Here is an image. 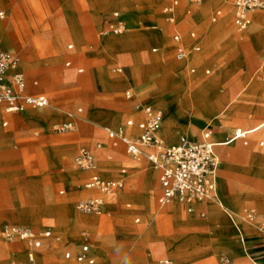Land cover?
Listing matches in <instances>:
<instances>
[{"label":"rangeland","instance_id":"obj_1","mask_svg":"<svg viewBox=\"0 0 264 264\" xmlns=\"http://www.w3.org/2000/svg\"><path fill=\"white\" fill-rule=\"evenodd\" d=\"M171 1L0 2V12H6L3 18L0 16V21L14 50L7 48L2 39L0 44L17 54L20 68L29 80H39L41 91L51 100L48 107H53L56 112L50 122L29 121L26 113L39 109L2 115L0 108V126L6 131V135L4 130L0 132V247H4L0 249V264H11L14 257L21 255L13 254L18 248L1 235L2 226L9 223L27 225L40 231L51 230L52 237L44 246L46 256L55 249H50L48 242H59L56 252L59 259L51 264H87L65 257L69 251L79 252L84 242L90 245L96 264H156L151 260V256H156L155 246H160L161 253L164 250L169 252L176 264H254V257L259 264H264V145L260 144L264 141V127L237 143L231 137L236 128L249 129L263 122L264 111L252 108L243 116L231 117L224 123L218 118H206L204 110L195 113L192 109L190 119L193 127H198L195 134L184 133L180 125L174 136L168 137L165 135L166 123L158 131L164 140L168 139V143H179L182 134L187 139H200L208 126L215 127V131L223 127L230 131L229 141L225 137L222 138L225 140L217 141L224 147L218 149L222 158L218 180V205L221 207L214 221H208L211 215L208 208L190 213L182 206L181 217L159 215L158 208L169 204L161 205L158 201V174L154 191L156 206L152 201L150 183L146 184L145 177L148 172L151 178L155 171L152 165L143 157L142 161H131L125 146L120 142L115 144L105 129L118 130L130 119L137 123L135 101L127 97L126 91L146 80H155L154 93L160 97V106L166 112L168 104L176 103L174 112L180 124L190 110L177 101L187 96L196 97L201 82H209L210 94L216 99L225 97L228 92H243L247 88L244 95L252 81L264 83V24L255 27L253 19L254 14L264 15V9L253 11L252 23L240 31L233 18L236 0H203L199 4L179 0L174 21L168 19L163 11ZM206 2L212 3L206 5ZM117 9L127 12L128 27L121 34L105 33L104 20ZM97 14L95 25L93 17ZM79 19L88 22L84 27L90 31L82 44ZM31 24L35 27L32 28ZM175 27L183 35L189 36L192 31L196 33L197 42L201 45L199 54H190L191 57L188 54L190 59L187 57L182 62L175 59L173 48L168 51V46H172L168 39H172ZM253 36L257 38L253 40ZM119 38L128 46H112V40ZM155 39L161 40L164 49L161 47L160 51L153 52L154 47L160 46ZM69 44H74V47L69 49ZM50 46L57 53H53ZM69 60L71 65L67 66ZM55 62L59 78L50 74ZM128 62L126 71L118 73L114 70L119 64ZM192 63H197L193 73ZM81 68L83 71L79 72ZM206 69L210 72L207 73ZM263 89H258V92ZM260 97L264 100V92ZM258 102L249 104L258 106ZM233 107L234 104L228 111ZM80 108L82 112L78 111ZM78 114L88 120L76 117L75 130H53L54 123L73 119ZM6 120L9 122L4 127ZM87 127L91 130L85 131ZM232 147L236 151L251 148L253 155L228 161L225 154L234 151ZM81 148H87L96 155L99 173L104 178L118 179L122 169L134 168L126 174L131 178L125 187L109 200L106 196L111 206L101 213H85L76 208L80 200L100 195L97 190L85 189L87 174L74 163V157ZM69 170L76 172L80 179L67 183L48 180L51 175L57 176ZM229 184L256 195L248 199L238 197L235 201L227 199L225 186ZM61 189L66 192L61 194ZM146 190L150 194L144 201L151 209H145L138 201ZM211 201L210 197L204 199L205 203ZM55 205H65L72 212L59 214L53 210ZM247 209L254 210L253 221L246 218ZM72 213L87 217L93 223L79 224L69 220ZM16 219L24 222H16ZM197 221L202 224L197 225ZM252 224H255L253 234L248 237L245 226ZM251 249L255 254L250 256ZM38 260L43 264L44 261L50 263L52 258L38 256Z\"/></svg>","mask_w":264,"mask_h":264},{"label":"built area","instance_id":"obj_2","mask_svg":"<svg viewBox=\"0 0 264 264\" xmlns=\"http://www.w3.org/2000/svg\"><path fill=\"white\" fill-rule=\"evenodd\" d=\"M203 0H191L201 3ZM238 14L235 18L237 27L246 29L250 23V14L258 9H264V0H236ZM168 8L167 10H169ZM115 17L119 16L116 12ZM126 30V25L120 21L110 24L106 33H121ZM179 40V36H175ZM187 52L179 48L178 59H184ZM123 71V68H117ZM130 95V93H127ZM0 104H6L8 111H21L28 106L45 107L49 99L45 96H35L27 92V80L20 69V58L2 48L0 44ZM165 116L161 110L151 105L145 107V119L141 122V133L136 138L127 136L124 128L111 130V137H120L127 145L130 155L138 157L144 154V148H155V151L145 155L149 162L160 170V183L162 204H170L176 200L192 204L196 200H203L215 194L217 188V174L220 164L219 156L215 151V143L211 140L210 132L198 142H184L179 145H166L158 135L162 128ZM75 128L72 122L54 125V130L64 132ZM75 164L81 170H93L97 167L93 152L81 148L75 157ZM124 186L122 181L106 180L94 175L86 184L88 189L97 188L105 194L116 193ZM103 198H89L79 201L77 207L85 213H100ZM193 211L192 206L189 207ZM249 221L255 219V212L250 209L246 212ZM1 235L6 241L21 240L27 242L29 248L26 260L20 264H38V251L43 247L44 239L50 238L49 229L36 231L28 226L6 224L1 229ZM81 252L76 256L77 261L94 263L90 256V245L82 243ZM66 258L73 257L71 252L66 253ZM123 264V263H120ZM158 264H175L170 258H160Z\"/></svg>","mask_w":264,"mask_h":264},{"label":"crops","instance_id":"obj_3","mask_svg":"<svg viewBox=\"0 0 264 264\" xmlns=\"http://www.w3.org/2000/svg\"><path fill=\"white\" fill-rule=\"evenodd\" d=\"M98 1V3L99 2H101L102 0H97ZM103 1H105V0H103ZM0 2H2V0H0ZM190 2H191V0H190ZM209 3H212V2H206V5L207 4H209ZM205 5V6H206ZM235 13H234V16H233V18H234V24H235V26H236V28L238 29V30H240V31H242L241 29H239L238 27H237V25H236V23H235V18H236V16H237V14H238V8H237V5H236V1H235ZM179 6H180V4H179V0H173V1H171L170 3H168V4H166L165 6H164V8H163V11H164V13L167 15V18L168 19H170L171 21H174L175 20V15H176V10L179 8ZM96 8V7H95ZM168 8H170L169 10H167ZM199 9H203V8H200V7H198ZM97 9V8H96ZM258 10H262V9H258ZM189 11H190V9H189ZM116 12H118L119 13V16L118 17H115V13ZM5 11H1L0 12V16L3 18L4 16H5ZM253 13V12H252ZM252 13L250 14V19H251V23H252ZM126 14H127V12H124L123 10H121V9H117V10H114L113 12H111L110 14H109V16H107L106 18H105V20H104V29H103V31L106 33V30L109 28V26H110V24H115V23H118V22H120V21H122L125 25H126V29H127V27H128V23H127V20H126ZM99 14H97V15H94V17H93V20H94V23H95V25L97 24V20H98V16ZM80 20V19H79ZM250 23V24H251ZM80 24H81V30H82V42H81V44L83 43V41H84V39H85V37H86V35L88 34L87 32L89 31V29H85V27L84 26H86V25H88V22H82V20H80ZM31 26H33L32 24H31ZM250 26V25H249ZM248 26V27H249ZM9 27H10V21H9ZM35 26H33L32 28H34ZM247 27V28H248ZM154 28H156V26L154 27ZM246 28V29H247ZM175 29H176V31H175V33H174V35L172 36V39H168V38H166V35H165V38L166 39H168V41H170V44H172V46L170 47V48H173V52H174V57H175V59L178 61V62H182V61H184V60H186L187 59V57H188V53L189 54H199V52L201 51V45L197 42V38H196V33L194 32V31H192L191 33H190V35L189 36H187V35H183L182 34V32L177 28V27H175ZM243 30H245V29H243ZM90 32V31H89ZM125 32V31H124ZM159 32L161 33V34H165L164 33V31H161V30H159ZM121 33H123V32H121ZM120 33V34H121ZM55 34V32L52 34V37L50 38V39H52L53 38V35ZM175 36H179V40H176L175 39ZM154 39V38H153ZM156 40V39H155ZM156 42L157 43H160L159 45V47H154L153 48V52H158V51H160L161 50V47H162V49H164V45L162 46L161 44V40L160 39H158V40H156ZM2 46V45H1ZM51 47V46H50ZM68 47H69V49H72L73 47H74V44H69L68 45ZM2 48H3V46H2ZM6 47H4L3 49L4 50H6V51H9V52H11V53H13V54H16L15 52H12V51H10V50H8L7 48L5 49ZM179 48H183L186 52H187V56L184 58V59H178L177 58V52H178V49ZM51 49H52V52L53 53H57V50L56 49H54L53 47H51ZM170 50V49H169ZM168 50V51H169ZM165 51V50H164ZM17 55V54H16ZM55 56H56V54H55ZM53 60V59H52ZM51 60V61H52ZM197 63H192V68H191V71H192V73L193 72H195L196 71V67H195V65H196ZM66 65L67 66H70L71 65V60H69V61H67L66 62ZM117 68H123V71H118L117 70ZM129 68V62L128 63H123V64H119L118 66H116L115 68H114V70L116 71V72H118V73H122V72H124V71H126L127 69ZM21 69V68H20ZM22 71H23V69H21ZM83 71V69L81 68V69H79V72H82ZM206 72L207 73H209L210 72V69H206ZM24 74H25V72H24ZM25 76H26V74H25ZM26 80H27V92L29 93V94H31V95H35V96H45V97H47L48 99H49V105H47V106H45V107H48V106H50L51 105V100H50V98L46 95V94H44L41 90V86H40V83H39V80L38 79H33V80H29L28 78H27V76H26ZM187 83V82H186ZM252 84V86L250 87V86H248L249 87V90L243 95V92L247 89V88H245L244 90H243V92H242V98H241V100L239 101V102H241V101H245L246 103L245 104H249V103H252V101H259L258 102V106H250V104L247 106V105H240L239 104V102L238 103H235L234 104V107H233V109L231 110L232 112H231V114H229V116H227V117H223V118H221V121H223L224 123L226 122V121H228L232 116L233 117H237L238 115H239V117H240V115L242 116V115H244L245 113H246V111H249V110H251L252 108H258V109H260V110H262V111H264V100L263 99H261V97H260V95L264 92V89L261 91V92H258V88L260 89V88H263L264 87V83L263 82H261V81H252L251 83H250V85ZM155 80H146V81H144V82H142L141 84H138V85H136V86H133L132 85V87L130 88V89H128L127 91H126V95H127V97L128 98H130V99H132V100H134L135 101V103H134V106H135V108H136V110H137V113H136V118H137V123L136 122H134L135 120L134 119H130V120H128L127 122H126V125L124 126V127H122V128H124L125 129V131H126V134H127V136H129V137H131V138H136L137 136H139V134L141 133V127H140V124H141V122H143V120L145 119V107L146 106H148V105H151V106H153L154 108H156V109H158V110H161L162 112H163V114H164V116H165V120H164V123H163V125H162V127L164 126V124L168 121V119H169V115H168V113L166 112V110L163 108V107H161L160 106V97L156 94V93H154V90H155ZM256 87V88H255ZM130 93V95H128L127 93ZM231 95H232V92H228V94H227V96H225L224 98H222V99H224V101H228L229 99H230V97H231ZM250 100H252V101H250ZM237 104V105H236ZM45 107H36V106H28V107H26L24 110H21V111H8L7 110V106H6V104H0V108L2 109V115H3V113H6V114H14V113H19V112H25V111H29V110H31V109H33V108H36V109H41V108H45ZM235 110H237V111H235ZM243 110V111H242ZM27 111V112H28ZM79 112H82V108H80L79 110H78ZM197 113H200V112H197ZM236 114V115H235ZM54 116H51V117H49V119H48V121L50 122V120H51V118H53ZM76 117H78V118H82L79 114L78 115H76V116H74L73 117V119H69V120H67V121H64V122H62V123H66V122H72L73 124H74V126H75V128L73 129V130H75L76 129V127H77V123H78V121H77V119L78 118H76ZM82 119H84V120H88V119H85V118H82ZM26 120V119H25ZM264 120V119H263ZM220 121V122H221ZM262 121V120H261ZM8 120H6V121H4L3 122V126L4 127H6L7 125H8ZM62 123H59V122H57V123H54V125H56V124H62ZM54 125H53V130H54ZM254 126V125H253ZM2 130H4L2 127H0ZM88 128V127H87ZM84 128V130L85 131H89V130H91V128ZM249 128H251V127H249ZM1 129H0V131H1ZM106 130H107V132H108V137L110 138V139H113L114 141H115V144H117V142H120V143H122L124 146H125V150H126V154H127V156L130 158V160L131 161H142V157L143 158H145L146 160H148L147 159V157H146V153L147 152H151V151H155L156 149L155 148H144V154H142V155H140V156H138V157H134V156H132V155H130L129 153H128V151H127V145H126V143L120 138V137H118V136H116V137H111L110 135H109V132L111 131V130H114V129H111L110 127H106L105 128ZM237 129H242L243 130V132H242V134L240 135V136H237V134L236 135H234L235 134V131L237 130ZM245 129H247V128H241V127H239V128H236L235 129V131L233 132V134H231V137H232V141H236V143L238 142V141H240V140H245L248 136H252V135H254V134H257V133H253V134H250L249 132H247V131H245ZM216 130V128L215 127H207V128H205L204 129V133H203V135H202V137L200 138V139H197V137H195V140L194 141H187V140H193V139H186V137H183V134H182V139H181V141L179 142V143H168V139L167 140H164V138L160 135V133L158 132V135H159V137L162 139V141L166 144V145H179V144H182V143H184V142H198V141H201L203 138H204V135H205V133L206 132H210V137H211V140L215 143V151H216V153H217V155L219 156V159H220V164H219V167H218V174H217V188H216V192H215V194L214 195H216V194H218V180H219V171H220V168H221V163H222V158H221V155H220V153L218 152V149L219 148H221V146L222 147H224V145H219L218 144V140L220 141V140H225L226 139V141H229L227 138H228V136H230V134H229V132L230 131H228V129L226 128V127H223V129L222 130H217V131H215ZM55 131V130H54ZM114 131H116V130H114ZM4 132H5V135H6V131L4 130ZM180 132V131H179ZM174 136V135H173ZM172 136V137H173ZM1 137V136H0ZM223 137H225V139H222ZM221 138V139H220ZM247 143V142H246ZM261 145H264V141H261V143H260ZM99 146H101V145H99ZM248 150L249 149H251V148H247ZM79 152V151H78ZM77 152V153H78ZM77 155V154H76ZM94 156H95V158H96V155L94 154ZM76 157V156H75ZM75 157H74V163H75ZM133 159H138L139 157V159L138 160H133ZM225 157H226V159L228 160V161H230V160H235V158H238V157H227V155L225 154ZM96 162H97V167L95 168V169H93V170H81V169H79V170H81L82 172H86L87 173V180H86V182H85V184L94 176V175H98V176H100L101 178H103V179H106V180H118V181H122L123 183H124V186L122 187V188H120L116 193H118L121 189H123L124 187H125V184H126V182L129 180V178H131V177H127L126 176V174H128L129 173V171L130 170H132V169H134V168H124V169H122L121 170V177L120 178H118V179H108V178H104L103 176H101V174L99 173V170H98V160H97V158H96ZM148 162H149V160H148ZM150 163V162H149ZM151 164V163H150ZM152 165V164H151ZM152 167H153V169L155 170L153 173H154V179L153 180H150V178H149V174H148V172L146 173V175H145V177H146V184L147 183H153V184H158V183H156V174H158V182H159V184H158V186H159V188H158V191H157V193H158V201H159V203H161V201H160V198H161V196H162V188H161V183H160V170L159 169H157L156 167H154L153 165H152ZM156 168V169H155ZM151 172V171H150ZM263 172V171H262ZM78 179H80L79 178V175L76 173V172H74V171H72V170H69V171H67V172H65V173H61V174H59V175H57V176H52L51 175V179H48V180H51V181H56V183H62V182H65V183H67V182H70V181H76V180H78ZM262 184H264V182L262 183ZM85 189L86 190H97V191H99L100 192V195L99 196H96V197H90V198H103V200H104V203H103V206H102V211H106V207L107 206H111V205H109L108 204V200L109 199H111V196H108V195H111V194H116V193H111V194H105V193H103L101 190H99V189H97V188H92V189H88V188H86L85 187ZM66 192V190L65 189H61L60 190V193L61 194H64ZM149 191L148 190H146V192H145V194L140 198V199H138V201H139V203L140 204H142L143 206H144V208L145 209H151V208H149V206L148 205H146L147 203H145V201L144 200H146L147 198H148V196H149ZM106 196H108V200L106 199ZM71 197V195L70 196H68V198H70ZM87 199H89V198H87ZM81 201V200H80ZM176 202H178V204H180L181 206H185L186 208H187V210L190 212V213H193V212H195V211H197V210H199V209H204V208H208V210H209V212L210 211H212L213 212V214L212 215H209V218H208V221H214V220H216L217 218H218V215H219V213H220V205H218V204H214L213 202H208V203H205L204 201H202V200H196V201H194L192 204H187V203H185V202H181V201H178V200H176V201H174V202H172V203H170L169 205H173V204H175ZM199 202V203H198ZM79 203V202H78ZM77 203V204H78ZM229 204H231L230 202H228ZM161 205H164V204H162L161 203ZM53 206V205H52ZM190 206H192L193 208H194V210L193 211H190L189 210V207ZM76 208L78 209V207H77V205H76ZM54 211H56L57 213H59V214H65V215H67L68 213H70V212H72V210L71 209H69V208H67L65 205L64 206H60V205H55L54 206V209H53ZM79 210V209H78ZM248 210H250V209H247V211ZM101 213V212H100ZM70 215H75L74 213H72V214H70ZM169 216V215H168ZM139 220V219H138ZM10 225H18V224H11V223H9ZM200 224H202L201 222H199V221H197V225H200ZM6 225V224H5ZM4 226V225H3ZM2 226V227H3ZM20 226H27V225H20ZM28 227H30V226H28ZM31 228H33V227H31ZM2 229V228H1ZM34 230H36V231H40L39 229H35V228H33ZM46 230V229H45ZM249 232L251 231V233L250 234H248V237H250L252 234H253V228L252 227H250L249 229ZM52 232V231H51ZM164 234V233H163ZM163 236H165V235H163ZM52 237V236H51ZM50 237V238H51ZM50 238H47V239H44V243H43V247L41 248V249H39V251H38V256L39 257H42V256H44V257H50V258H52V261L50 262V263H48L47 262V264H51L52 262H54V261H57L58 259H59V254L57 255V249L59 248L58 247V240H53L54 241V244L53 243H51V242H48V244H49V248L51 249V247L52 248H55L54 249V252L51 254V255H48V256H46V252H47V249H44V246H45V243H47V240H49ZM241 238H242V236H241ZM7 242H9V243H13V244H15V246H16V248H18V249H16L14 252H13V254H17V253H21V255H18V256H16V257H14V259L12 260V262H11V264H20L21 262H23V261H25L26 260V257H27V252H28V248H29V246H28V244H27V242H25V241H21V240H15V241H7ZM48 248V249H49ZM81 248H82V246H81ZM0 249H4V247H0ZM70 252V251H69ZM81 252V249H80V251L79 252H77L76 254H74V253H72L73 254V257L72 258H70L69 260H73V259H75L76 261H77V259H76V256L79 254ZM249 254H250V256L251 255H253V254H255V251H253L252 249L250 250V252H249ZM66 255V254H65ZM90 256L94 259V263H92V264H96V260H95V257L93 256V254L91 253V250H90ZM255 256V255H254ZM66 257V256H65ZM38 258V257H37ZM160 258H170V259H172L173 261H174V263H175V260H174V258L171 256V254L169 253V252H167L166 250H164L163 251V253H157L156 254V256L155 257H152L151 256V260H152V263L153 262H156V264H158V261H159V259ZM253 258V257H252ZM66 259H68V258H66ZM77 262H79V261H77ZM79 263H87V264H91V263H89L88 261H85V262H79ZM253 263L254 264H259L260 262L258 261V260H255V257L253 258ZM38 264H40L39 263V260H38ZM176 264V263H175Z\"/></svg>","mask_w":264,"mask_h":264},{"label":"bare ground","instance_id":"obj_4","mask_svg":"<svg viewBox=\"0 0 264 264\" xmlns=\"http://www.w3.org/2000/svg\"><path fill=\"white\" fill-rule=\"evenodd\" d=\"M253 19H254V26L255 27L258 26V25H260V24H264V15L254 14L253 15ZM2 32H4V30H3V24L0 21V39H2L3 43L6 45L7 48H9L10 50H14V48L12 47V45L7 41L6 32H4V33H2ZM256 38H257V36L256 37L255 36L252 37L253 40L256 39ZM112 42H111L112 43V46H116V47L128 46V43H126L121 38L112 40ZM170 47L171 46H168V50L170 49ZM191 56L192 55H190V57ZM190 57H188V59H190ZM56 63L57 62H55L54 65H53V67H51L50 74L54 78H59V76H58L59 72H58L57 64ZM30 68L31 69H34L35 71L37 70L33 66H31ZM42 86H45V84H43ZM209 87H210L209 82H201L198 85V87H197V90H198L197 96L194 93L196 97L190 98L189 96H187L186 98L179 99L177 101V103L179 105L181 104L185 108L188 107L189 110H190L189 113H188V115L186 116L185 120L181 124H180V121L178 120V116L175 115V112H174V110H175L174 105L176 106V103H173V104L170 103V105L168 104V107H167L168 108V111H167V113L169 115V119L166 122V131H165L166 133H165V135H167L168 137L174 135L175 132L177 131V129H179L180 125L182 126L181 128H182V131L184 133H186V134H195L197 132V128L198 127L197 128L196 127H193L194 126L193 120L190 119V115L192 113V109L194 110L195 113L201 112V110H204V114L203 115L206 118H212L213 117V119H217L218 118V119L221 120V118L227 117V116H229V114H231L232 111L231 110L228 111L229 107L231 105L237 103L239 100H241L240 98H241L242 92H236V93L232 92V95H231V97H230V99L228 101H224V99H222V98H219V99L212 98V95L210 94V91H209ZM193 89H195V88H193ZM185 95H188V94H185ZM185 95H184V97H185ZM239 104H241V103H239ZM192 105L194 107H192ZM52 108L53 107H45L43 109H39V110H36V111H30V112L26 113L25 117L29 121H38V120L39 121H48L49 117L54 116L55 110L52 109ZM235 111H237V110H235ZM262 127H264V121L263 122H259V123L255 124V126L247 129V132L254 133L255 131L261 129ZM0 132L2 133L3 130L1 129ZM242 132H243L242 129L241 130L240 129H237L235 131V134L234 135L237 134V136H240L242 134ZM187 141H194V139L193 140H187ZM232 149H233V147H232ZM235 149H237V148H235ZM242 149H243V151H236V150L233 149L234 151L227 152L226 155H227V157H234V158L235 157H239V156H241V157L246 156V157H249L250 158L253 155V151L251 152L252 149H249V150L248 149H244V148H242ZM138 159H133V160H138ZM150 176H151L150 180H153L154 179V173H151ZM150 186H151V189L150 190L152 191V201L156 205L155 197H154V195H155V192L154 191L156 189L157 184H153V183L151 184L150 183ZM255 195H256V193L251 192V191H247V190H245V189H243V188H241V187H239L238 185H235V184H229V185L225 186V195L224 196H226L227 199H231L233 201H235L236 199H238V197H244L245 199H248V198L253 197ZM108 196L113 197L114 195L111 194V195H108ZM210 198L212 200L211 202H213L214 204H218L220 202L219 199H218L219 198V194L212 195V196H210ZM202 201H204V199ZM181 210H182V206L180 204H178V202H177V203H175L173 205H169V206H166V207H163V208H158V212H159L158 214L161 215V216L162 215H164V216L165 215H172V216H176V217H181L182 216ZM210 214L212 215L213 212L210 211ZM93 218H94V216H93ZM69 220L76 221L79 224H92L93 223L92 222L93 220H90L87 217H84V216H82L80 214L69 215ZM15 221L16 222L17 221L18 222H24V221H22L20 219H16ZM251 223H254V222H251ZM253 225H255V224L246 225L245 226L248 234L251 233V231L249 232L248 229L250 227L253 228ZM154 252H155V254H157V253L160 254L161 253L160 246H155L154 247ZM42 263L43 264H46L47 262L45 263V261H44Z\"/></svg>","mask_w":264,"mask_h":264}]
</instances>
